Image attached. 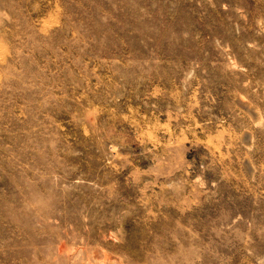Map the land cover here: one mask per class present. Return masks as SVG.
Segmentation results:
<instances>
[{
	"label": "rangeland",
	"instance_id": "1",
	"mask_svg": "<svg viewBox=\"0 0 264 264\" xmlns=\"http://www.w3.org/2000/svg\"><path fill=\"white\" fill-rule=\"evenodd\" d=\"M0 264H264V0H0Z\"/></svg>",
	"mask_w": 264,
	"mask_h": 264
}]
</instances>
